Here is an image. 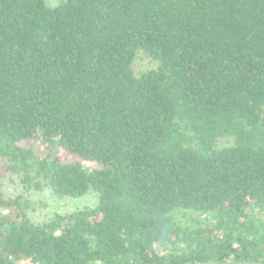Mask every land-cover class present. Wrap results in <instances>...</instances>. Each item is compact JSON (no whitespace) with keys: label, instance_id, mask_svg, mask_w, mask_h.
<instances>
[{"label":"trees","instance_id":"16d2710c","mask_svg":"<svg viewBox=\"0 0 264 264\" xmlns=\"http://www.w3.org/2000/svg\"><path fill=\"white\" fill-rule=\"evenodd\" d=\"M0 264H264V0H0Z\"/></svg>","mask_w":264,"mask_h":264},{"label":"rangeland","instance_id":"374dc122","mask_svg":"<svg viewBox=\"0 0 264 264\" xmlns=\"http://www.w3.org/2000/svg\"><path fill=\"white\" fill-rule=\"evenodd\" d=\"M60 1L61 0H48V4L50 6H56L57 4H59ZM153 65L154 63L151 62L149 59L141 57L137 61V72L148 69ZM35 197L38 202L43 201L44 203H47L44 206L38 204L45 213L53 212L55 210L59 212L75 211L77 208L93 205L96 200L94 196H87L76 199H58L53 196L49 191L36 193Z\"/></svg>","mask_w":264,"mask_h":264}]
</instances>
